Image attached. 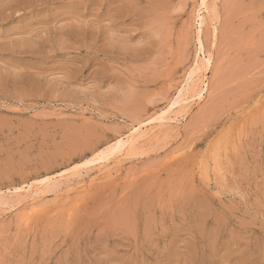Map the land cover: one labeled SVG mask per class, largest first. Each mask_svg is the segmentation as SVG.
Masks as SVG:
<instances>
[{"label":"rangeland","instance_id":"1","mask_svg":"<svg viewBox=\"0 0 264 264\" xmlns=\"http://www.w3.org/2000/svg\"><path fill=\"white\" fill-rule=\"evenodd\" d=\"M208 3L205 96L78 166L177 95L199 0H0V264H264V0Z\"/></svg>","mask_w":264,"mask_h":264},{"label":"bare ground","instance_id":"2","mask_svg":"<svg viewBox=\"0 0 264 264\" xmlns=\"http://www.w3.org/2000/svg\"><path fill=\"white\" fill-rule=\"evenodd\" d=\"M215 11H216L215 6L210 5L208 3V0H199L198 9H196V20L199 25L198 29L196 30L198 54L196 57V62L192 70L188 74L185 83L183 85L181 84V86L178 87L179 90L177 92V95L174 96V98L171 99L167 103V105L159 111V113H157V115H154L153 117L151 116V118H148L149 120L147 119L148 121L146 122H141L133 125L130 128L129 133H127L126 135H120L112 144L106 146L104 149H106L107 152L101 153V151L104 150L101 149L99 151L100 154L98 156L94 157L90 161L83 163L80 162L81 164L80 163L79 165L77 164L78 166H82V165L88 166L99 162H104L110 159L116 153H125L126 155H130L131 157V154H133V152L137 148V144L140 143V141L146 139L149 135H151L152 130L156 126L161 127L162 125L165 124L168 125L178 124V122L181 121V117L183 118V115L179 113L180 109L181 108L187 109V107L189 108V106L194 101H196L197 99H202L205 96V94L209 89V83L206 82L205 80V76H206L205 74L207 71L211 69L213 65L214 57L211 52L207 51L206 42L203 37V29L207 25L208 19L211 18L212 16H215ZM211 20H212L211 25H213L212 30L215 33L217 28L215 26L216 24H213L214 17ZM75 172L78 171H73L72 169L68 171H61L56 175L50 174L48 176L46 175V177L44 176L42 179H39L38 181L41 182L40 185L23 183L21 184L22 186L15 187L14 190L16 191L15 192L16 194L19 195L21 194L22 191H25L26 194L30 195V198L32 200L31 206L26 208L25 214L27 215L32 211V207L36 204V202L34 201L36 195H38L41 192H43V194L45 193L47 194L48 192L52 191L55 187H57L56 183L59 179L62 178L64 179L69 175L75 174ZM0 205L3 207L4 206L7 207L8 205L9 206L8 208H12L14 206L12 202L8 200H4L3 197L0 198Z\"/></svg>","mask_w":264,"mask_h":264}]
</instances>
